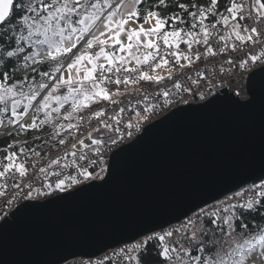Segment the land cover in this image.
<instances>
[{"label":"snow or ice","instance_id":"1","mask_svg":"<svg viewBox=\"0 0 264 264\" xmlns=\"http://www.w3.org/2000/svg\"><path fill=\"white\" fill-rule=\"evenodd\" d=\"M258 97L264 0H0V230L110 183L171 116ZM200 197L57 264H264V163Z\"/></svg>","mask_w":264,"mask_h":264},{"label":"water","instance_id":"2","mask_svg":"<svg viewBox=\"0 0 264 264\" xmlns=\"http://www.w3.org/2000/svg\"><path fill=\"white\" fill-rule=\"evenodd\" d=\"M261 83L247 78V87ZM262 163L264 99L239 110L221 103L177 113L117 159L110 183L29 210L0 230V264H57L68 251L97 253L151 219L173 220Z\"/></svg>","mask_w":264,"mask_h":264},{"label":"built area","instance_id":"3","mask_svg":"<svg viewBox=\"0 0 264 264\" xmlns=\"http://www.w3.org/2000/svg\"><path fill=\"white\" fill-rule=\"evenodd\" d=\"M219 59V58H218ZM195 67H199L201 71H204V68H203V64L199 65V66H194ZM224 68L226 69V71L224 73H221L220 71V64H217L215 66V68L209 66V69L208 71H215L217 73V78H219L220 75H228L229 73H231L232 75H235L236 74V69L234 68H230L228 65H224ZM189 73L194 75V70L193 69H189ZM207 75V72L205 73ZM241 87L243 88H247V73L244 74V79L242 80L241 82ZM163 115V114H162Z\"/></svg>","mask_w":264,"mask_h":264},{"label":"trees","instance_id":"4","mask_svg":"<svg viewBox=\"0 0 264 264\" xmlns=\"http://www.w3.org/2000/svg\"><path fill=\"white\" fill-rule=\"evenodd\" d=\"M0 143H2V141H0Z\"/></svg>","mask_w":264,"mask_h":264}]
</instances>
